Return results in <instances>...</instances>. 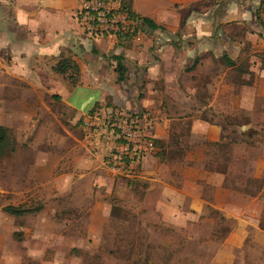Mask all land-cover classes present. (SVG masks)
Wrapping results in <instances>:
<instances>
[{"label":"rangeland","instance_id":"rangeland-1","mask_svg":"<svg viewBox=\"0 0 264 264\" xmlns=\"http://www.w3.org/2000/svg\"><path fill=\"white\" fill-rule=\"evenodd\" d=\"M78 6L79 2L73 12L74 19ZM221 26L216 37L221 60L224 61L223 54L227 53L236 56L235 65L238 64L237 69L232 68L223 75L225 81L234 84L228 92L216 97L210 108L206 107L208 97H196L197 102L187 105L184 97L156 98L161 100L164 110L167 108L176 116L202 108L199 115L218 117L224 139L219 146H208L206 161L224 169L228 167L227 162L230 163L233 171L226 184L231 191L226 202L237 217L226 216L225 211L220 210L221 213L213 206H206L198 215L185 214L178 208L182 200L186 202L181 199L179 190L181 160L187 151L180 145L178 132H172L167 142L160 141L155 153L145 155L165 162L166 169L159 177L162 182L141 177V162L133 177L110 173V148L115 141L108 133L113 119L106 114L107 110L140 113V134L154 138L149 130L153 117L137 103L136 95L143 96L145 91L138 88L139 84L131 76L108 85L111 71L106 72L105 67L97 63V69L107 78L99 79L103 98L95 102L100 97L99 89L87 85L73 87L82 75L89 76V69L78 73L68 70L65 74L52 69L51 77L55 76L58 83L46 88L58 93L65 87L62 90L65 98L78 110H83L84 114H78L63 102L62 96L54 97L41 86H27L0 71V124L10 129L16 141L15 150L0 160V264H217L212 262L213 254L236 229V221L242 222L248 233L244 243L231 250L229 264H264V243L261 242L264 237L257 233L258 229L264 233L259 226V223L264 225V98L263 102L254 98L252 106L246 108L239 107L235 97H229L237 92L241 81L251 84L256 73L246 64L249 56L245 55V49L248 50L250 43L243 36L247 28ZM81 29L92 41L91 54L100 55L104 64L111 59L116 66L115 56H121L123 61L124 50L133 52L134 47L140 46L136 40L139 29L124 50L117 49L121 45L115 44V35L89 34ZM175 38L172 40L175 45L184 42L179 34ZM234 42L242 44L241 53L232 51L230 46L235 45ZM257 56L264 59V53ZM81 57L87 60L84 54ZM135 67V63L128 66L125 75ZM244 70L246 72H241ZM210 87H214L213 83L207 84L206 90ZM171 90L172 95L177 91L175 86ZM126 98H131L132 105L128 100H120ZM94 110L101 114L96 124L87 126L85 115L93 114ZM92 132L102 133L100 137L105 141V149L99 154L98 160L102 163L95 188L100 185L102 193L98 197L106 200L110 207L104 232L98 234L89 231L87 213L93 203V199L86 196L94 187L87 173L92 154L78 142ZM158 149H162L159 155ZM203 188L211 195L209 184ZM6 205H20L28 212L11 215L3 211ZM221 251L229 252L226 247H221Z\"/></svg>","mask_w":264,"mask_h":264},{"label":"crops","instance_id":"crops-1","mask_svg":"<svg viewBox=\"0 0 264 264\" xmlns=\"http://www.w3.org/2000/svg\"><path fill=\"white\" fill-rule=\"evenodd\" d=\"M259 1L223 0L218 4L212 0H131L134 12L152 19L164 29H159L160 31L145 29L141 34L139 29L136 40L140 46L134 47L133 52L124 50L127 47L117 46V49L124 50L122 56L126 69L133 63L136 64L131 73L127 71L125 80L131 76L133 81L139 84L138 88L145 91L143 96L138 93L136 97L139 108L148 110V114L153 117L149 127L152 136L159 142H167L172 132H178L180 145L187 149L181 160L182 186L179 190L181 199H186V202L182 200L178 207L185 214L198 215L206 206H213L221 213L225 211L223 214L226 216H236L226 202H229L228 196L230 197L231 191L226 184L233 171L230 163L227 162V172L222 173L209 170L206 161L208 146L220 143L224 139V130L216 115L209 117L199 115L202 114V108L184 111L176 116L169 109L164 110L161 100L158 101L156 97L167 99L184 97L185 105L197 102L196 97H208L210 100L206 107L210 108L217 100L216 97L228 92V88L234 84L223 78L226 71H230L232 67H227L221 60L220 43L216 38L221 32L220 24L224 27L231 25L247 28L243 37L250 43V47L248 50L245 49V55L249 56V70L256 73L251 84L248 82L238 84L237 92L230 96L227 94L226 97H235L238 106L246 108L251 107L256 99L263 102L264 59L257 56V53H264V13L259 14L261 24L256 21L255 16ZM78 2L79 0H0V71L12 80H18L33 88L41 86L50 95L62 96L63 102L76 109L78 114H84L83 110H78L62 94L65 87L58 93L46 88L58 83L56 77H51V74L53 65L61 56L71 58L81 72L90 70L89 76L82 75L73 87L87 85L99 89L100 97L95 102L103 98L98 85L99 79L107 78L105 74L99 72L97 63L105 67L106 72L111 71L108 85L118 81L114 61L110 59L104 64L100 55L91 54L92 41L86 37L73 17ZM164 33L166 34L163 35ZM176 34L184 41L181 45L172 42L176 39ZM162 37L160 42L155 41ZM229 41L231 42L230 39ZM234 44L230 46L232 51L241 53L242 44L240 42ZM81 54H84L87 60L82 59ZM227 56L237 63L236 56L229 54ZM195 58H198V61L194 64ZM212 83L214 87L207 91L206 85ZM172 86L177 89L173 95ZM130 99L120 100L124 102L128 100L127 103L132 105ZM241 128L244 130L246 125ZM92 133L85 134L78 142L87 147L92 154V158L88 159L92 164L87 173L93 179L94 187L90 189L91 194L86 196L93 199V203L87 213L90 220L89 231L98 234L100 231L104 232V222L110 217V207L106 200L98 197L99 193H102L100 185L95 188L102 163L98 160L101 157L99 154L105 149V141L100 137L102 133ZM91 149L96 151L95 154ZM140 166L141 177L157 181H161L159 177L163 175V169H166L165 162L152 156H145ZM206 184L211 186V195L205 193L203 187ZM104 193L107 191L104 190ZM236 224V229L226 236L220 250L213 254L212 262L231 263V250L244 243L248 231L242 222L236 221ZM261 231L263 230L258 229L257 233L264 237ZM261 242L264 243V240ZM221 247L228 248L229 252L223 254Z\"/></svg>","mask_w":264,"mask_h":264},{"label":"built area","instance_id":"built-area-1","mask_svg":"<svg viewBox=\"0 0 264 264\" xmlns=\"http://www.w3.org/2000/svg\"><path fill=\"white\" fill-rule=\"evenodd\" d=\"M74 16L84 30L106 34L108 37H113L132 24L127 15L120 11L119 0H80ZM106 112L113 119L108 133L115 141L110 148L112 153L108 161L109 171L117 176L133 177L142 158L153 153L156 147L150 136L140 134V113ZM100 114L99 110H94L93 114L87 113L84 123L93 126Z\"/></svg>","mask_w":264,"mask_h":264},{"label":"trees","instance_id":"trees-1","mask_svg":"<svg viewBox=\"0 0 264 264\" xmlns=\"http://www.w3.org/2000/svg\"><path fill=\"white\" fill-rule=\"evenodd\" d=\"M119 1H120V11L127 15V18L132 21V24L127 26L124 30H120L119 32L116 33L115 44L121 45V47H126L127 42L129 41V39H132L134 37V35L136 34V31L138 29H140V30H145V29H147V30H156V29L163 30L164 29L163 26L158 25L152 19H150L148 17L140 16L139 14L134 12V10L132 9L131 0H119ZM212 1H216V2H218V4H221L223 2V0H218V1L212 0ZM262 12L264 13V0L259 1L258 8L255 11L256 21L259 24L262 23V21L260 20V17H259V14ZM216 13H217V11H216ZM219 26H221V25L219 24ZM89 34H93V33L89 32ZM223 57H224V61H225L226 66L237 69L238 64L235 65L236 63L232 59H230L227 56V54H223ZM114 58L116 59L115 72L117 73V80L123 81L125 79L126 66L123 63L121 56L117 55ZM197 61H198V58H195L194 64ZM246 64H248V58L246 60ZM52 68L54 71H56L58 73H62V74L67 73L68 70L75 71L76 73L79 72V68H78L77 64L71 58L65 57V56H61L56 61V63L53 65ZM241 72H246V71L244 70ZM244 83L245 82L241 81L239 84H244ZM52 96L58 97L59 95L55 94ZM152 141H153V144L155 147L160 146V142L156 138H153ZM218 143H214L211 145H218ZM15 145H16V141L13 138L10 129L8 127H5V126L0 124V160L6 154L14 151ZM156 153L158 155L160 154L158 152V150L156 151ZM208 168H209V170H212V171H219L222 173L227 172V167H226V169L219 167V166L215 167L214 164L212 165V164L208 163ZM3 211H5L6 213L11 214V215H21L25 212H28V209H25V208L21 207L20 205H18V206L6 205L3 207ZM259 226L262 229H264V225H262L261 223H259Z\"/></svg>","mask_w":264,"mask_h":264}]
</instances>
